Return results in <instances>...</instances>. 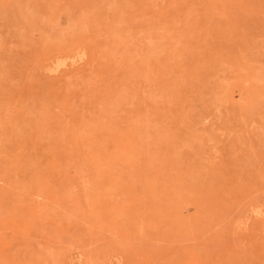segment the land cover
<instances>
[{"label": "rangeland", "instance_id": "rangeland-1", "mask_svg": "<svg viewBox=\"0 0 264 264\" xmlns=\"http://www.w3.org/2000/svg\"><path fill=\"white\" fill-rule=\"evenodd\" d=\"M0 264H264V0H0Z\"/></svg>", "mask_w": 264, "mask_h": 264}, {"label": "bare ground", "instance_id": "bare-ground-1", "mask_svg": "<svg viewBox=\"0 0 264 264\" xmlns=\"http://www.w3.org/2000/svg\"><path fill=\"white\" fill-rule=\"evenodd\" d=\"M73 58H74V57H73ZM57 61H59V59L56 60V62H57ZM64 62H65V61H64ZM54 63H55V59H54ZM55 64H57V63H55ZM52 65H54V64L52 63ZM58 65H59V64H58ZM48 68H49V67H48ZM48 68H47V69H48ZM55 68H57V67H55ZM52 70H53V69H52ZM50 71H51V70H50Z\"/></svg>", "mask_w": 264, "mask_h": 264}]
</instances>
